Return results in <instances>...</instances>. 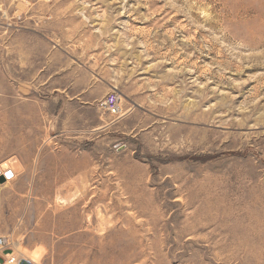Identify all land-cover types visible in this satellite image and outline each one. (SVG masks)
Segmentation results:
<instances>
[{
  "label": "rangeland",
  "instance_id": "obj_1",
  "mask_svg": "<svg viewBox=\"0 0 264 264\" xmlns=\"http://www.w3.org/2000/svg\"><path fill=\"white\" fill-rule=\"evenodd\" d=\"M6 171L40 264H264V0H0Z\"/></svg>",
  "mask_w": 264,
  "mask_h": 264
},
{
  "label": "built area",
  "instance_id": "obj_2",
  "mask_svg": "<svg viewBox=\"0 0 264 264\" xmlns=\"http://www.w3.org/2000/svg\"><path fill=\"white\" fill-rule=\"evenodd\" d=\"M103 108L111 115L122 113L121 98L116 92L109 93ZM0 264H40L37 257L21 248L20 243L10 235H0Z\"/></svg>",
  "mask_w": 264,
  "mask_h": 264
},
{
  "label": "bare ground",
  "instance_id": "obj_3",
  "mask_svg": "<svg viewBox=\"0 0 264 264\" xmlns=\"http://www.w3.org/2000/svg\"><path fill=\"white\" fill-rule=\"evenodd\" d=\"M11 176H12V172L11 171H6V174L4 175V177H11ZM3 192H4V190H3ZM34 257H36V256H34Z\"/></svg>",
  "mask_w": 264,
  "mask_h": 264
},
{
  "label": "water",
  "instance_id": "obj_4",
  "mask_svg": "<svg viewBox=\"0 0 264 264\" xmlns=\"http://www.w3.org/2000/svg\"><path fill=\"white\" fill-rule=\"evenodd\" d=\"M6 180V177L3 176H0V182H4Z\"/></svg>",
  "mask_w": 264,
  "mask_h": 264
}]
</instances>
